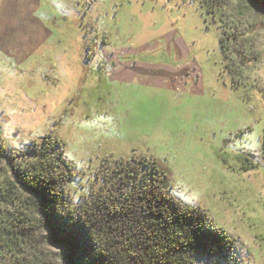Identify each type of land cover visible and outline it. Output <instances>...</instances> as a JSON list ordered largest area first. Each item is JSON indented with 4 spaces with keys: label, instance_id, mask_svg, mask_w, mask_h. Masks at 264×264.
I'll list each match as a JSON object with an SVG mask.
<instances>
[{
    "label": "rangeland",
    "instance_id": "obj_1",
    "mask_svg": "<svg viewBox=\"0 0 264 264\" xmlns=\"http://www.w3.org/2000/svg\"><path fill=\"white\" fill-rule=\"evenodd\" d=\"M240 2L222 1L220 16L203 0H0V185L10 177L2 154L46 136L64 144L77 206L104 165L151 157L170 192L233 239L226 258L197 264H264V12L239 13ZM227 15L244 22L249 47L233 74ZM243 157L256 167L243 169ZM35 235L64 260L48 229ZM11 259L0 247V264Z\"/></svg>",
    "mask_w": 264,
    "mask_h": 264
},
{
    "label": "trees",
    "instance_id": "obj_2",
    "mask_svg": "<svg viewBox=\"0 0 264 264\" xmlns=\"http://www.w3.org/2000/svg\"><path fill=\"white\" fill-rule=\"evenodd\" d=\"M203 1L212 14H226L221 3L227 0ZM240 1L239 13L264 12V0ZM220 22L221 46L233 74L245 65L239 55L250 58L249 47L239 42L246 26L228 15ZM64 148L60 139L46 136L21 154H2L10 177L0 185V203L10 209L0 211V247L12 256L8 264H197L230 255L233 239L205 209L174 196L166 173L151 157L104 165L103 183L91 200L72 204L65 186L73 166ZM241 162L245 170L256 167L248 157ZM41 227L48 229L46 240L66 245L63 261L42 249L35 235Z\"/></svg>",
    "mask_w": 264,
    "mask_h": 264
}]
</instances>
